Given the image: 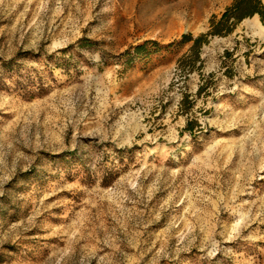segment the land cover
<instances>
[{
  "label": "rangeland",
  "instance_id": "obj_1",
  "mask_svg": "<svg viewBox=\"0 0 264 264\" xmlns=\"http://www.w3.org/2000/svg\"><path fill=\"white\" fill-rule=\"evenodd\" d=\"M232 1L0 0V264H264V21L180 44Z\"/></svg>",
  "mask_w": 264,
  "mask_h": 264
},
{
  "label": "trees",
  "instance_id": "obj_2",
  "mask_svg": "<svg viewBox=\"0 0 264 264\" xmlns=\"http://www.w3.org/2000/svg\"><path fill=\"white\" fill-rule=\"evenodd\" d=\"M258 16L264 21V4L262 0H233L219 15L209 20L208 30L193 38L190 34L181 37L180 44H190L189 51H197L212 36H227L244 19Z\"/></svg>",
  "mask_w": 264,
  "mask_h": 264
}]
</instances>
